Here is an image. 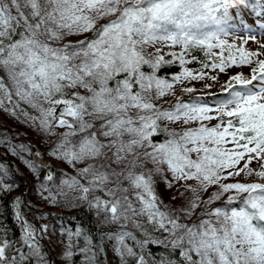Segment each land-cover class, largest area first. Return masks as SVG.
<instances>
[{
  "label": "snow or ice",
  "instance_id": "6c2138e0",
  "mask_svg": "<svg viewBox=\"0 0 264 264\" xmlns=\"http://www.w3.org/2000/svg\"><path fill=\"white\" fill-rule=\"evenodd\" d=\"M247 5L248 0H0V70L12 86L10 91L0 76V105L4 99L11 102L14 91L18 98L15 107L22 101L35 109L38 116L21 111L33 122L38 120L46 132H52L54 125L66 127L68 131L53 133L60 139L52 154L68 163L85 164L77 168V176L61 181L68 192L62 188L58 195L78 191L80 195L71 199L87 200L90 207L110 214L112 222L122 216L129 220L146 215L150 223L174 237L171 245L180 249L184 264H264V183L223 182L242 173L252 175L249 163L253 159L264 161V59L258 58L257 52L237 48V61L233 46L220 38L231 26L230 9ZM260 14L264 15V5ZM74 36L83 38L70 39ZM157 42L181 45V63L189 47L201 46L209 55L218 48L221 54L215 58L219 63L212 67L223 72L230 63L248 65L250 78L232 76L222 89L227 96L219 99L214 109L198 99L192 103L178 99L169 109H158L145 94L154 90L153 99L161 97L172 85L141 70L143 65L156 69L164 62L160 55L146 58L143 52L146 45ZM225 49L227 58L222 54ZM203 75L193 76L187 70L182 73L183 78L192 79ZM173 79L180 80L181 76ZM111 81L114 86H110ZM59 105L63 108L57 117ZM164 119L183 125L201 123L177 134L160 128L158 121ZM213 119L220 123L211 127L203 123ZM161 131L169 138L154 142ZM100 136L108 138L107 142H101ZM229 144L231 147H227ZM142 148L151 151L141 153L138 150ZM101 156L105 163H86ZM147 162L155 165L156 173L167 165L169 184L184 181L193 193L187 206L181 207L185 217L191 218L190 223H180L179 216L162 211L152 176L132 171ZM25 163L33 170L37 167L31 161ZM106 164L126 165L127 174L125 168L101 171ZM260 168L254 174L264 178V164ZM78 177L87 180V186ZM52 179L49 172L45 180ZM122 180L140 190L135 192L141 205L138 209L128 200L129 189L122 187ZM188 182H196V186ZM109 183L115 187H109ZM210 185H218V191L201 207L196 193ZM97 188H107L106 195L111 199H89ZM233 190L236 194L228 196L223 204L209 207ZM49 198L55 200L51 193ZM197 208L200 211L193 218ZM22 227L21 243L28 251L17 249L18 258H8L9 245L0 241V264H25L33 257L38 258L37 264H46L35 228L27 222ZM74 235L81 232L77 230ZM129 235L109 234V239L116 240L114 250L122 264H126L125 257L137 256L125 244ZM150 242L162 243L144 240L141 247ZM80 251L86 254L84 264H94L96 253L91 252L88 237ZM136 264H145L143 255L138 256Z\"/></svg>",
  "mask_w": 264,
  "mask_h": 264
},
{
  "label": "trees",
  "instance_id": "16d2710c",
  "mask_svg": "<svg viewBox=\"0 0 264 264\" xmlns=\"http://www.w3.org/2000/svg\"><path fill=\"white\" fill-rule=\"evenodd\" d=\"M262 5L264 0H248L247 6L230 9L232 19L229 22L235 20L236 13L253 19ZM186 58L187 67L193 70L215 63V56L209 55V51L201 46L189 47ZM179 69L180 66L173 62L159 67L158 73L168 76ZM50 146L53 147L52 144ZM50 146L39 138L32 125L0 111V241L9 245L7 257L18 258L17 249L28 251L27 246L21 243L22 224L27 222L36 230V239L46 264H84L86 254L80 249L85 247V237L91 240V252L96 253L98 264H104L99 240L103 241L109 262L113 264L110 245L115 239H109V234L125 231L109 228L101 224L92 211L64 202L58 195L62 188L65 192L67 189L61 181L76 174L74 168L64 162L44 165L38 161L37 153L46 159L51 157ZM25 161H31L36 169L33 170ZM49 172L53 176L51 181L45 180ZM50 193L55 196L54 201L49 198ZM77 230L81 232L80 236L74 235ZM125 244L137 253L136 257H127L129 264L140 255L144 256L145 264H184L178 248L151 242L141 247V241L133 235L125 237ZM66 252L72 254L68 256ZM37 260L33 257L25 264H37Z\"/></svg>",
  "mask_w": 264,
  "mask_h": 264
},
{
  "label": "rangeland",
  "instance_id": "374dc122",
  "mask_svg": "<svg viewBox=\"0 0 264 264\" xmlns=\"http://www.w3.org/2000/svg\"><path fill=\"white\" fill-rule=\"evenodd\" d=\"M261 8L260 11L257 13V15L253 16V19H248L245 17V15H240L239 13H236L235 20L232 22H229L231 25L226 29V34L222 33L220 38L224 40L227 44H230L233 46L232 48V55L237 59H239V52L236 51L237 48H242L247 52H257L259 53L260 59H264V27H261L262 24H264V15H261ZM78 38L83 37H70V39L75 40ZM157 49H159V53H157ZM181 45H171L170 43H164V42H157L155 44H149L146 45L143 49V52L145 54V57L148 58L149 56L155 57L156 55H160L163 57L164 62L160 64L159 67L170 64V63H176L180 66V69L177 73L169 74L168 76L160 75L158 73V68L152 69L149 65H143L142 71H144L146 74L154 73V75L161 79L168 81L172 87L169 91L165 93L164 96L161 97H153L155 96V92L151 94H145L146 98L151 99L152 102L155 104L156 108L165 110L169 109L172 105H174L177 100H181L184 103H192L194 100H199L200 102L206 103L209 107L215 108L216 102L219 99L225 98L227 96V93L223 92L222 89L226 86V84L230 81L231 77L237 74H242L245 78H250V67L248 65H241L239 63L235 64H229L227 67H225L224 71L221 72L218 67H212V64L209 67L202 68L200 70H193L187 67V58L186 55L183 57V63H181L180 55H181ZM212 54L216 57L217 55L221 54L220 49H213L211 50ZM175 53L176 55H172ZM223 56L227 58L228 51L225 49L223 51ZM253 59H256V57H253ZM171 61V62H169ZM214 62V61H213ZM215 63H219V60L215 58ZM187 70L188 72L192 73L193 76H197L200 73H203V78L201 79H192L191 77L183 78L182 73ZM0 76L4 77L6 86L9 88L10 91H12L11 83L8 81V78L6 74L3 72V70H0ZM176 76H181L180 80H174L173 78ZM212 77H215V79H212ZM122 78V76L120 77ZM114 81L110 82V86H114ZM192 89L191 92L185 91V89ZM139 89V86H136V90ZM3 97V93H0V98ZM59 98V97H57ZM69 99H74L73 97H68ZM18 100V98L15 96V93L13 91L12 93V101H8L7 99H4L3 105H0V111L8 115L9 117L14 118L17 121H23L29 125H32L38 132L39 138L42 139L43 142L48 144H52L53 147L50 149L51 157L48 156L46 159L42 154L38 153L39 155H36L38 158V161L40 160L43 162L42 164L48 165V164H60L61 162H64L74 168L75 174L77 176V168L85 166L84 163H68L67 161L61 159L59 155H53V149L56 147V144L59 142L60 137L53 135V133H63L65 131H68L66 127H58L53 126L52 132H46L43 128L40 127L39 121L33 122L28 118V116L24 115L21 109H23L25 112L29 113L32 116H38L39 113L29 107V105L25 104L24 102H19V107H15V102ZM51 105L45 104L44 107H50ZM56 116L59 117L60 111L63 108V105L56 106ZM211 115L215 116L216 113L212 112ZM71 121V117H66ZM85 119H91L90 117H85ZM98 125V122H94ZM200 121H194L190 122L188 125H183L181 121H169L167 119L158 121V124L160 125L161 129L167 128L168 132H174V133H181L182 130L187 129L188 127H199ZM203 123L206 126H214L215 124L220 123L218 119L203 121ZM93 131L95 130L92 129ZM79 137H76L74 139H78ZM101 142L106 143L108 138H105L103 136L98 137ZM169 138L168 133L161 131L159 132L154 138V142H163L165 139ZM227 147H231V144L227 145ZM141 153L143 151H151L150 148H142L139 149ZM111 155V153H109ZM194 155V154H193ZM45 158V159H44ZM58 161H56V160ZM129 160L132 159L131 156L128 158ZM86 163H105V158L103 156L96 158V160H89ZM244 161H241L240 167H243ZM264 164V161L253 159L249 163V168L253 169L252 175H247L245 173H242L240 176H233L230 177L227 181V183H234V182H262L264 183V178L257 177L254 173L255 171H260V165ZM111 168H116L117 171H120L121 168H125V175L127 174V168L126 165H120L117 166L115 164L110 165ZM110 167L106 164L104 168H101V171H110ZM162 171L160 173H156L153 171L155 168V165H152L150 162H147L144 164L143 167H137L135 169H132L135 173L143 172V174L147 177L148 175L152 176L153 180V190L155 192V195L158 198V206L161 208L162 211L170 213L172 216H179L180 223H190L191 218H186L184 215V212L181 211V207L187 206V202L189 199L193 197V193L186 187L184 181L176 182L172 181L171 185L169 184V180H171V173L167 171V165H162ZM78 179H81V182L84 183L86 186L88 184L87 180H83L82 178L78 177ZM115 179V178H110ZM193 185V187L196 186V182H188ZM109 187H115V184L109 183ZM122 187L129 189V192L126 193L128 196V200L132 202L134 208H139L140 202L136 198L135 192L140 191L139 189H132L129 181L122 180ZM218 191V185H210L207 190L205 191H198L196 195L200 196V202L201 207H203L202 202L204 200H207L208 197L213 193ZM66 192H68V189H66ZM107 188H97L94 190V193L89 194V199H94V196H100L102 199H111V197H108L106 195ZM236 193L233 191H229L227 193H224L219 200H214L211 206H219L224 203V201L227 200L228 196L235 195ZM80 193L78 191H72L69 193L68 196H62L64 202H69L72 204H75L79 207L85 208L86 210L92 211L93 215L96 216L99 222L101 224H104L108 226L109 228H122L125 232L130 233L131 235L137 237L141 242L144 240H158L162 241V243H154V244H161V245H171L172 237L168 232H165L163 229L159 228L158 226L150 223L147 219V216H132L131 219L125 220L123 216L118 222H112L110 217V214H106L102 210H98L94 207H90L87 200H80V199H71V197H78ZM200 211L199 208L194 210L193 212V218L195 215ZM139 225V226H137ZM170 227V226H169ZM130 235V236H131ZM116 246V240L112 242L110 245V249L113 254V264H122L120 256L117 254V252L114 250ZM179 252L180 249L178 248ZM181 256V255H180ZM195 258V257H194ZM181 259L183 260V257L181 256ZM126 264L130 262L127 257H125ZM85 262V261H84ZM184 262V261H183ZM94 263L98 264V262L95 260ZM104 264L106 262L104 261ZM108 264L109 258H108ZM131 264H136V259H133Z\"/></svg>",
  "mask_w": 264,
  "mask_h": 264
},
{
  "label": "water",
  "instance_id": "95a60500",
  "mask_svg": "<svg viewBox=\"0 0 264 264\" xmlns=\"http://www.w3.org/2000/svg\"><path fill=\"white\" fill-rule=\"evenodd\" d=\"M99 249H100V254L103 257L104 261L106 262V264H108L107 252L102 240H99Z\"/></svg>",
  "mask_w": 264,
  "mask_h": 264
}]
</instances>
